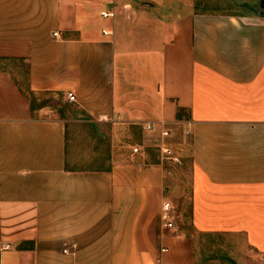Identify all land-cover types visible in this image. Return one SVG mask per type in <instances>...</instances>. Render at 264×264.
<instances>
[{
    "label": "crops",
    "instance_id": "crops-1",
    "mask_svg": "<svg viewBox=\"0 0 264 264\" xmlns=\"http://www.w3.org/2000/svg\"><path fill=\"white\" fill-rule=\"evenodd\" d=\"M196 1L0 0V264H264V15Z\"/></svg>",
    "mask_w": 264,
    "mask_h": 264
},
{
    "label": "rangeland",
    "instance_id": "rangeland-1",
    "mask_svg": "<svg viewBox=\"0 0 264 264\" xmlns=\"http://www.w3.org/2000/svg\"><path fill=\"white\" fill-rule=\"evenodd\" d=\"M259 0H197L196 1V6L199 9H218L221 11H230V12H235L237 11L238 13H254L255 12L251 9L250 6H258ZM17 70L20 71L21 75L25 78L26 76V63L23 61H19L17 65L15 66ZM51 111H48L46 114L49 115ZM59 114H61L60 111H58ZM126 146V145H125ZM128 147V146H127ZM129 150H132L131 147H129ZM149 154L155 158H158L157 154V149L158 147L152 145H149ZM167 167L171 169V172L174 173V176H176L177 173H180V171H183V175H181V182L178 183V190L183 192L184 197L186 196L188 192V165L185 161H182L179 164H172L169 163L167 164ZM175 168V169H174ZM182 174V173H181ZM182 198L180 201H184L183 208L181 211H186L188 210V200H183ZM181 208V207H180ZM185 209V210H184ZM182 211V214L184 213Z\"/></svg>",
    "mask_w": 264,
    "mask_h": 264
},
{
    "label": "built area",
    "instance_id": "built-area-1",
    "mask_svg": "<svg viewBox=\"0 0 264 264\" xmlns=\"http://www.w3.org/2000/svg\"><path fill=\"white\" fill-rule=\"evenodd\" d=\"M101 16L108 17L113 16V10H102L100 12ZM104 32H106L104 30ZM56 34V33H54ZM66 97L69 101L75 100V95L72 92H67ZM164 125V122H161ZM154 127V124L147 123L143 126L144 129L150 130ZM161 141L158 144L159 155L162 160H169L173 163L179 164L182 161L181 147L179 145H173L168 141V137L170 136V131L167 128H163L160 132ZM133 152L140 151V147L135 145L132 147ZM161 218L164 221V226L172 228L173 227V212H172V204L169 200H164L162 204V213ZM9 244H3V248H8ZM161 264V263H158Z\"/></svg>",
    "mask_w": 264,
    "mask_h": 264
},
{
    "label": "water",
    "instance_id": "water-1",
    "mask_svg": "<svg viewBox=\"0 0 264 264\" xmlns=\"http://www.w3.org/2000/svg\"><path fill=\"white\" fill-rule=\"evenodd\" d=\"M250 7L256 14L264 15V0H259L258 6Z\"/></svg>",
    "mask_w": 264,
    "mask_h": 264
}]
</instances>
